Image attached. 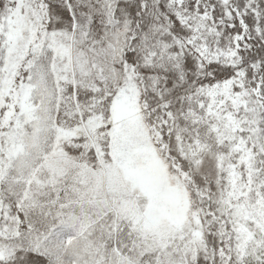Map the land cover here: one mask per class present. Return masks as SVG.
I'll return each mask as SVG.
<instances>
[{"label":"snow or ice","instance_id":"1","mask_svg":"<svg viewBox=\"0 0 264 264\" xmlns=\"http://www.w3.org/2000/svg\"><path fill=\"white\" fill-rule=\"evenodd\" d=\"M0 264H264V0H0Z\"/></svg>","mask_w":264,"mask_h":264}]
</instances>
